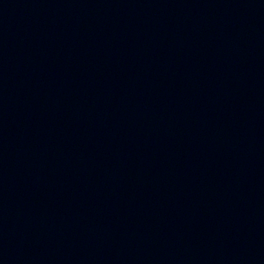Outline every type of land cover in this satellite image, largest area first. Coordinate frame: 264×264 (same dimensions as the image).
<instances>
[{
	"label": "water",
	"instance_id": "95a60500",
	"mask_svg": "<svg viewBox=\"0 0 264 264\" xmlns=\"http://www.w3.org/2000/svg\"><path fill=\"white\" fill-rule=\"evenodd\" d=\"M0 264H264V0H0Z\"/></svg>",
	"mask_w": 264,
	"mask_h": 264
}]
</instances>
